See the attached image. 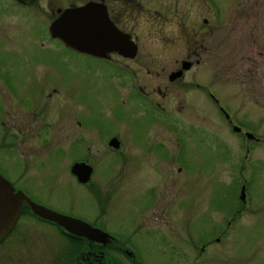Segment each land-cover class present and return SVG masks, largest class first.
Returning <instances> with one entry per match:
<instances>
[{
  "label": "rangeland",
  "instance_id": "374dc122",
  "mask_svg": "<svg viewBox=\"0 0 264 264\" xmlns=\"http://www.w3.org/2000/svg\"><path fill=\"white\" fill-rule=\"evenodd\" d=\"M80 1L40 0L48 10L40 16L0 0L1 174L31 200L118 233L141 264H175L183 234L203 240L221 218L225 235L208 249L219 253L218 264H264V0H146L160 16L147 25L142 13L132 32L137 50L123 59L143 94L126 68L49 37L50 10ZM203 1L221 14L207 22L220 26L211 38ZM182 34L196 43L175 42ZM195 50L201 62L182 71L179 60ZM178 68L181 77L170 80ZM219 104L260 138L249 142L244 165L243 146ZM106 136L120 139L121 153L100 149ZM98 158L91 188L79 185L71 163ZM117 171L126 177L111 182ZM152 184L160 195L155 205ZM11 234L20 240L8 245L2 264L9 254L26 262L39 250L49 264L57 242L68 243L28 214Z\"/></svg>",
  "mask_w": 264,
  "mask_h": 264
},
{
  "label": "flooded vegetation",
  "instance_id": "af4514ba",
  "mask_svg": "<svg viewBox=\"0 0 264 264\" xmlns=\"http://www.w3.org/2000/svg\"><path fill=\"white\" fill-rule=\"evenodd\" d=\"M10 1L17 2L18 6L29 8L30 11H33V14L45 16L46 13L48 12V10H46V9L44 10L41 8L40 4L38 3L40 0H10ZM87 1L88 0H85L83 2L80 1L77 4L69 3L67 6H69V5H71V6L83 5ZM92 1H97V2L101 1L104 8H106L105 11H106L107 18H109V21H111V23L114 25L115 28L118 29V31L124 32L125 34L129 35L130 38H133L135 43H136V38H135V35L132 34V32L134 30H137L139 28V26L141 25L140 19L142 18V13L147 15V16H150V18H144L147 25L156 24V21H154L153 18L155 16L156 17L160 16L155 9H152L150 12V10L148 9V6H146V4H147L146 0H92ZM201 3H203V5H202L203 9L208 14V15H206L207 17H204L202 19V23L206 24L204 27L207 28L205 34H206V37L211 38V36H213L212 33L216 32L218 30V28H220V26L216 25L215 27H212L207 22L209 19L211 21L215 22L218 19L219 15L221 16V14L219 13L218 9L215 8V6H213V7L209 6V4L205 3L204 1ZM63 9H65V8L56 5L54 10L49 9L50 12L48 13V15L50 16V18H52V17L54 18L60 12V10H63ZM234 17H235V15L233 16V18ZM235 26L236 25H233L232 27L234 28ZM222 27H223V25H221V28ZM186 31L187 30H185L184 32H186ZM220 31H221V29H220ZM173 36H175V35H173ZM222 36H223V34H222ZM175 37H177L174 40L175 42H178L179 39L184 40L187 37V41L192 42L193 44L196 43V40H194V38H191V36H189V35L184 37V35L182 34L180 36L176 35ZM202 40H203V37H200V41H202ZM182 42L183 41H181V43ZM200 47H202V45H200ZM115 55H116L115 52H111L109 57L102 58V59L108 60L110 62L114 61L119 67L126 68V64L124 62L125 60H123L125 58H123V57L121 59L119 58L120 60H122L121 62H119V61H117V59H116L117 57H115ZM199 55H200V53L197 50H195L191 53L187 52L185 54V59L179 60V66L183 69L182 66H184L185 63H188L187 69H192L193 68L192 64H193V66L194 65L196 66L197 64H199V62H201V56H199ZM110 58H113L115 60H111ZM187 58L192 59V61L188 60ZM177 62H178V60L176 59L174 63H177ZM126 70H128V69L126 68ZM128 71L132 76H134V82L132 84L133 87H135L136 90H138L139 92H141V94H143L146 90H144L143 86L138 85V83H136L138 81L135 78L136 74L132 70H128ZM176 71H180V69L179 68L175 69L174 72H176ZM182 71H184V70H182ZM172 74L173 73L169 74L168 78ZM179 77H181V73H180ZM209 96L211 98H213L210 95V92H209ZM156 100H158V99H156ZM214 100L215 99L213 98V101ZM159 102H160L159 100H158V102L156 101L155 106L158 105ZM216 107L219 109L218 112H220L221 115L223 116V118H225V121L228 123V125L231 129H232L233 125H235V127H237V128H240V130H238V131L233 130V129L231 131L236 133V135L238 136V139L240 140V145L243 146V149H244V151H243L244 156L243 157L245 160L243 161L242 164L244 165V162L248 158V155L250 154L251 151H253V148H251V146L249 145L250 144L249 142H253V141L258 142L260 140V138H257L253 132L251 133V131H248V129L242 127V125L240 126L237 123H235L233 118L229 119L228 117L227 118L224 117L223 108L220 104L216 105ZM160 110L163 111V108H161ZM10 122H11L12 126L15 125L14 124L15 122L13 120H10ZM248 134L253 135V136L249 137ZM112 137L113 136L104 137V139H102L100 141V144H98V145H100V149H102L103 152H105V151L108 152V150H109V154L114 153V152L115 153L116 152L121 153L122 152V144H120V139H119V143H118L119 146H117L115 148L111 147L108 144V141H110V139ZM95 159L94 160L92 159L93 163L91 162V160L89 161V159L84 160V161H78V160L74 161V162H78V163H84V164L86 163L89 165V167L92 168L90 175L88 177L89 179H87L86 182L83 184L79 183L77 181L78 179L71 174V176L74 179H76L75 181L77 183H79V185H81L83 187H90L91 188L92 180L94 179L93 175H94L95 168H96L95 164L98 163V161H99V158H98V160L94 163ZM73 163H71V165ZM100 164H103L101 159H100ZM0 174H1V171H0ZM109 176H110L109 180L111 182H117V181H120L121 179L123 180V178L126 177L125 175H123V173L121 171L114 172V174L112 176L111 175H109ZM3 177L5 178V176H3ZM5 180H7V179L5 178ZM11 187H13V189L15 191H20V192L23 191L24 194L27 193L24 190L16 189V187L13 185H11ZM156 187L157 186H155L153 184L149 187V190L151 191L152 196H153L152 204H154V205L156 204L157 199L160 197L159 191L157 190ZM111 192H113L112 189L109 192V197H110ZM26 197H27V195H26ZM27 199L33 203L34 202L37 203L39 206L49 208V206L42 205L41 203H39L38 201H36L34 199L31 200L29 197H27ZM240 202L242 204H245L244 201L240 200ZM49 210L54 211V212L57 211L60 213V215H64V216L67 215V216H70V218L80 219L84 223H86V224L88 223L90 226H92V228H95L97 230L98 229L102 230L103 233H105L107 235V238L105 239L106 241L105 242L104 241L97 242V241H92L91 239H86V238L82 237V235H77V236L71 235L69 232H65L60 227V225L57 224V222H52V221H49L48 219H42L38 215L34 214L31 211L30 207L28 206V202L24 201V203L20 207V211H19L20 214L17 215V218L14 222L15 223L14 226H12L10 231L8 233H6V235L3 236V238L0 240V249L4 248L0 252V258L3 255L2 253L6 249H8L9 251L12 250L11 247L13 246L12 244L14 243V241H16L17 239L20 240L19 237H15V239H13V238L9 239V236L12 235L11 232L14 231L15 225H17V219H19V217L21 218L22 216H24V214H28V215L32 216L33 218H36L40 222L50 223V225L53 226L58 232H60L61 236L68 242L67 244L63 241L57 242L58 243L57 249L54 250L55 258L52 260L50 259L49 264H141L140 261L137 260L136 255L133 254L126 247L125 243L119 242L116 239V237L121 236L118 233L111 231V230H106V229L102 228L101 226L97 225L95 222L85 220L83 217H81V215H78V214H76V215L71 214L70 215L69 213L64 214L63 212L59 211L56 208L55 209L49 208ZM235 211L240 212L239 208H237ZM163 223H164V221H163ZM183 224L186 225V221H184ZM226 229H227V227L226 226L224 227V225L222 224V218H221L218 221V225L215 227V232L213 234H210V237L208 236V237L204 238L203 240L197 239L198 241H195V240L191 239V237L188 236L187 233H184L183 234L184 236L182 235L183 238L179 239V241H180L179 245L181 248L174 249L175 254H174L173 262L175 264H218V263H220L219 253L214 252V254H210L209 250L212 248L220 246L221 243H218V241H219L218 237H219V235L220 236L225 235L224 231ZM36 237H40V236H36ZM26 238H28L29 240H32V238H29V237H26ZM8 245L9 246L11 245V247L9 248ZM4 246H6V247H4ZM9 256H8V261L10 264H31V262H35V263L38 262V264H42L41 263V256L42 255L40 254V250L38 251L37 255H35L36 257H34L33 259L26 260V262L24 260H21L20 258L15 259V256H12L10 254H9ZM47 261H48V259H47ZM0 264H2V263L0 262Z\"/></svg>",
  "mask_w": 264,
  "mask_h": 264
},
{
  "label": "water",
  "instance_id": "95a60500",
  "mask_svg": "<svg viewBox=\"0 0 264 264\" xmlns=\"http://www.w3.org/2000/svg\"><path fill=\"white\" fill-rule=\"evenodd\" d=\"M105 10L106 8L99 1H87L84 5L74 8L66 7L62 12L60 10L49 23L47 30L51 38H58L65 47H70L73 51L95 58H106L109 53L116 52L121 57L132 59L137 50L135 42L129 35L114 27L107 18ZM182 67V70H186L188 63ZM179 75L180 71H176L169 78L174 80ZM108 144L113 148L119 146L116 138L108 141ZM91 169L88 164L74 162L70 173L78 179L79 183L83 184L89 179ZM24 201L28 202L34 214L42 219L57 222L65 232L71 235H82L86 239L97 242L106 241L107 235L102 230L92 228L80 219L60 215L56 211H50L46 207L43 208L35 202L28 201L23 192L15 191L2 176H0V240L14 226Z\"/></svg>",
  "mask_w": 264,
  "mask_h": 264
}]
</instances>
